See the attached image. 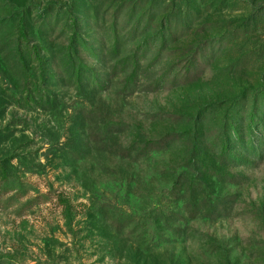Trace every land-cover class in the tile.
I'll use <instances>...</instances> for the list:
<instances>
[{"label": "rangeland", "instance_id": "1", "mask_svg": "<svg viewBox=\"0 0 264 264\" xmlns=\"http://www.w3.org/2000/svg\"><path fill=\"white\" fill-rule=\"evenodd\" d=\"M3 175L0 264H264V0H0Z\"/></svg>", "mask_w": 264, "mask_h": 264}, {"label": "trees", "instance_id": "2", "mask_svg": "<svg viewBox=\"0 0 264 264\" xmlns=\"http://www.w3.org/2000/svg\"><path fill=\"white\" fill-rule=\"evenodd\" d=\"M17 183V184H16ZM23 189V186L19 183V180H14L13 177L8 175H3L2 180L0 181V194L6 190H17Z\"/></svg>", "mask_w": 264, "mask_h": 264}]
</instances>
